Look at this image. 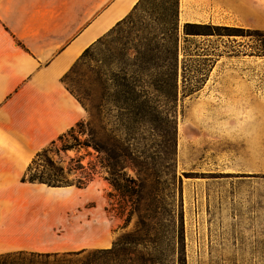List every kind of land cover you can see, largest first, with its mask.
I'll list each match as a JSON object with an SVG mask.
<instances>
[{"label": "rangeland", "instance_id": "1", "mask_svg": "<svg viewBox=\"0 0 264 264\" xmlns=\"http://www.w3.org/2000/svg\"><path fill=\"white\" fill-rule=\"evenodd\" d=\"M254 2L260 12L247 10V23L230 21L222 26L228 29L191 35L180 20L179 0H146L81 57L66 87L103 148L120 154L128 147L125 168L116 175L127 179L129 190L119 192L106 180V152L54 150L50 158L65 169L80 158L84 167L96 166L81 190L101 203L113 243L57 254L43 264H240L225 259L249 254L247 231L264 235V0ZM174 39L175 89L169 62L146 61L150 49L166 53ZM216 64H222L217 84L230 98L237 92L239 101H230L244 113L193 120L190 113L210 95L204 85ZM130 116L136 123L126 129ZM44 165L29 177L46 171ZM77 175L70 176L73 183ZM257 219L261 225L252 223ZM29 258L15 255L9 264Z\"/></svg>", "mask_w": 264, "mask_h": 264}, {"label": "crops", "instance_id": "2", "mask_svg": "<svg viewBox=\"0 0 264 264\" xmlns=\"http://www.w3.org/2000/svg\"><path fill=\"white\" fill-rule=\"evenodd\" d=\"M139 1L0 0V256L111 247L110 223L97 197L87 199L89 193L77 187L31 183L27 173L39 152L86 118L65 78ZM248 1L179 0V16L182 24H244L247 10L260 12L255 0ZM219 67L211 70L204 85L210 95L191 119H239L244 113L230 101H239L237 92L230 98L217 84ZM91 202L95 206L87 207ZM247 233L249 254L227 257L228 263L264 264V235Z\"/></svg>", "mask_w": 264, "mask_h": 264}, {"label": "trees", "instance_id": "3", "mask_svg": "<svg viewBox=\"0 0 264 264\" xmlns=\"http://www.w3.org/2000/svg\"><path fill=\"white\" fill-rule=\"evenodd\" d=\"M146 0H140L139 3L135 6L132 13L138 9V7L145 2ZM131 13V14H132ZM131 14L125 18L123 21L119 22L117 27L123 25L131 16ZM185 33L191 34V35H208L207 31L211 29H228L226 27H217V26H211V25H198V24H185ZM201 32V33H200ZM159 45V44H158ZM171 48L165 53L164 51H161L160 49H157L158 47L154 49H150L149 53L146 55V61L152 62V61H161V62H169V64L173 67L172 71L167 72V75L172 81V84L170 87L174 88L176 87V65L178 62V49H177V42L176 39L172 41ZM88 51V50H87ZM86 51V52H87ZM156 51V52H155ZM85 52V53H86ZM174 83V84H173ZM129 99L125 98L124 104L130 107L128 105ZM143 104L140 105L138 108L139 112L143 110L142 108ZM127 110L128 108H124ZM128 114V113H127ZM129 115V114H128ZM136 120L134 117H131L127 119L124 124L126 129L133 128L135 126ZM95 126L93 125L92 121L84 122L80 121L71 128L67 133L61 135L57 140L53 141L47 148L42 150L37 154V156L32 161L30 167L28 168V181L31 183H40L45 184L48 187L53 188H62V187H70L75 186L78 189H84L87 187L88 183H90L95 175L98 173L96 166L91 167L90 169L84 167L81 164V158L77 160L76 162H73V159H70L71 164H75L71 166V168L65 169L60 164L56 163L50 158V154L54 152L60 153L64 152L67 153L72 150L79 151L80 149H89L92 148L98 153L106 152L107 158H106V164L104 165V169L108 170L109 177L106 179L110 182V184L115 188V190L125 193L129 190V185L127 184V179H123L122 177L116 175L118 172H121L125 168V157L124 153L127 152V148H123L121 153L114 154L112 147L111 148H103L101 143L98 140V133L95 130ZM87 136V137H86ZM80 137H85L84 140H82ZM60 142L62 145L60 148L57 147V143ZM43 162L45 165L43 168L46 171H42L40 173H37L35 175H32L29 177V174L33 172L34 167L39 163ZM118 171V172H117ZM75 173L78 174L75 178L76 182H72L70 180V176ZM26 253H15V254H7L0 256V264H9L10 259L15 255H24ZM29 254V253H28ZM72 254V253H68ZM31 258L29 260H20L17 264H43V259H48L51 256L55 255H37V254H30Z\"/></svg>", "mask_w": 264, "mask_h": 264}]
</instances>
